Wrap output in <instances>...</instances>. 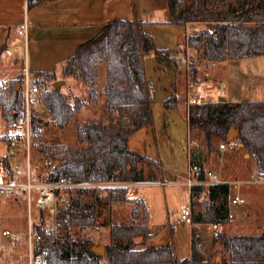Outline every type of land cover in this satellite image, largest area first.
<instances>
[{"label":"trees","instance_id":"1","mask_svg":"<svg viewBox=\"0 0 264 264\" xmlns=\"http://www.w3.org/2000/svg\"><path fill=\"white\" fill-rule=\"evenodd\" d=\"M26 1L30 10L49 0ZM167 3L172 15L170 23L181 26L200 22L207 24L202 33L188 37L187 46L197 50L209 62L264 55V0H167ZM145 25L136 15L131 20L115 18L108 21L65 60L63 74L81 79L90 89L89 97L94 104L104 95L108 116L106 122L92 120L75 125L79 147L56 143L42 150L45 159L54 162L49 181L61 178L83 184L163 181L160 180L159 162L133 152L129 138L142 128L153 130L155 126V89L147 77L145 56L153 51L159 67L172 68L177 76L182 52L181 47L158 48ZM5 48L6 44L2 46L0 55ZM101 64L106 68L104 92H100L98 86ZM192 72L196 79L198 70L195 66ZM53 77L52 73L38 72L35 84L42 86L34 85L41 90L40 102L47 109L50 123L64 129L80 112L83 102L78 98L73 105L62 89L48 88L46 79ZM23 82L11 80L0 93L2 116L8 121L25 111ZM173 92L163 102L168 110L177 105V82ZM39 123V117L33 114L32 132H37ZM187 123L191 136L193 133L198 135V139H194L198 146L191 150L189 166L198 167L196 177L199 181L206 179L205 167L216 151V143H229L227 138L233 127L239 130L234 140L243 144L250 153L259 173L264 172V101L246 100L235 104L200 101L190 106ZM3 162L9 165L8 157ZM126 193V187L111 189L109 201L113 204L127 200ZM194 198H204V209H195L197 202ZM229 198L230 185L227 183L193 186L192 259H178L173 242L139 248L150 237V228L148 206L142 198H137L132 221H112L110 224L111 244L106 246L105 257L111 264H215L211 260L204 261L199 254L202 237L198 225L227 224L231 219ZM43 216L41 209L39 218ZM57 217L60 229H67L69 224L86 228L96 224L98 210L95 204L83 206L71 200L68 207L60 208ZM36 229L42 240L36 246L35 257H44L45 264H102L103 257L94 252L90 240L73 239L71 236L60 239L56 237L55 230ZM214 243H219L228 254L218 264H264V228L255 235L220 232L214 237Z\"/></svg>","mask_w":264,"mask_h":264},{"label":"rangeland","instance_id":"2","mask_svg":"<svg viewBox=\"0 0 264 264\" xmlns=\"http://www.w3.org/2000/svg\"><path fill=\"white\" fill-rule=\"evenodd\" d=\"M119 0H117L118 2ZM127 0L124 1V6L127 5ZM134 14L145 21H159L154 27L149 30L154 36L158 48L175 49L181 47V65L179 73L176 76L175 70L167 67H159L155 53L149 52L145 56V67L147 77L153 83L155 89V99L153 103V112L155 118L154 129L143 128L131 138V149L133 152L142 154L152 160L158 161L161 171L159 182H146L136 186L137 192L135 197L128 198L124 201L111 203L109 201L110 191L114 188L124 187L122 185H112L106 183H91L90 186L80 187L73 190V202L87 204H95L98 210V218L95 225L86 228L76 227L69 224L67 229L58 228V217L52 218L48 213L44 212V216L39 218L36 215L32 222L36 228L42 227L55 230L57 238H66L71 236L73 239L90 240L94 246H107L111 244L110 239V224L112 221L130 222L132 221V210L135 206L137 198H143L147 203L149 218L148 224L150 228V237L145 245L139 248L154 246L159 247L174 243L176 256L178 259L193 257V247L191 241L192 224L181 221L182 214L190 207V191L183 182L189 177V160H188V92L194 89L188 88L190 83H196L197 94L199 99L213 100L219 99L222 91L227 90V97L230 103H237L242 100H261L264 101V55L244 58L239 60H230L227 66H223L218 62H209L197 50L187 46L189 36H196L202 33L208 26L205 23H193L185 28L181 25L172 24L165 20L171 18V12L168 7L167 0H131ZM33 9V8H32ZM30 9V10H32ZM19 16V20L12 24L11 35L7 42V33L9 29H4L1 22L6 21L4 18H12L10 14ZM26 16L24 0H0V50L5 43L11 44V48L6 52V58L20 55L22 61L26 65L16 75L2 79L0 86L3 91L4 87L11 80L24 81L28 75L30 86L35 84L36 74L41 71H51L54 74L53 78L46 79L48 88L53 87L54 82L63 80L62 68L64 60L61 56L54 54L49 48L51 45L57 46L58 38L61 34L55 33L56 29L50 28L45 30L46 35H42V30L36 29L31 32V35L23 37L17 33V24L22 22ZM38 17L36 13H31L30 18ZM59 35V36H58ZM24 42L18 45L17 48H12V40L17 39ZM27 39V42H26ZM56 41L51 44L49 41ZM213 64V65H211ZM195 66L198 70L197 78L195 79L192 72V67ZM41 70V71H40ZM26 71V72H25ZM0 70V78L3 75ZM215 74V76H214ZM64 76V75H63ZM207 76H214L212 80ZM44 79V78H43ZM106 80V68L101 64L98 74V85L104 90ZM25 82V81H24ZM24 82L22 88L24 89ZM177 82V105L172 109H166L163 102L170 97L174 92V85ZM225 84V86H223ZM41 88V84H35ZM62 91L69 95V101L74 105L76 99L83 102L80 112L76 113L72 123L64 129H59L50 123V117L46 107L40 102V91L37 97L31 101L32 116L36 114L39 117L40 125L37 132H32L31 139V155L32 167L37 168V173L45 172L44 162L45 155L42 150L45 147L63 143L71 147H79L77 142L76 124H81L84 121H105L108 113L106 106L101 103V98L94 104L91 102L89 94L90 89L87 88H72L65 83L62 86ZM207 98V99H206ZM26 107V106H25ZM9 121L2 116L0 108V163H4V158L9 159L10 167L15 173H19L21 177L25 176L27 171L26 153L20 151L15 155H11L6 143V135L9 130ZM196 133L192 134V140L198 139ZM241 144V143H240ZM220 142L216 143V151L210 156L213 157L210 161V166L220 175L221 180L227 178L234 182L253 180L255 177H260L264 180V172L259 173L256 162L252 159L243 147H236L244 154L246 159L250 160L244 163L240 159L230 161L224 160V153H231L233 150L223 152L220 147ZM196 148V147H194ZM135 149V150H134ZM137 150L139 152H137ZM241 154V153H240ZM223 157V158H222ZM242 159V158H241ZM255 164V165H254ZM157 167V165H154ZM246 172H243L245 171ZM212 171V169H211ZM245 173V174H242ZM2 177L0 176V182ZM232 185L229 202L232 195L239 194L245 199V203L232 205L234 211L239 213L231 221L238 226L252 225L254 222L250 217L254 216L253 211L245 216V208L253 205L256 213L262 217L264 215V182L244 184L243 188L235 189ZM250 186L251 190L245 188ZM88 188V189H85ZM125 188V187H124ZM261 192V193H258ZM140 197H139V196ZM204 196V195H203ZM98 197L100 200L96 199ZM197 201L195 209L197 211L204 209V203ZM25 196L22 193L10 198H5L0 194V264H29L27 228L30 220L24 205ZM248 201V202H247ZM200 202V203H198ZM243 210V211H242ZM40 211V210H39ZM38 211V212H39ZM250 220V221H249ZM230 222V223H231ZM229 223V224H230ZM231 223V224H232ZM236 223V224H235ZM248 223V224H247ZM200 235L202 236V246L199 249V254L202 259L211 260L218 264L222 259L227 258L228 254L224 249L214 248V232L211 224L201 225ZM4 230H10L16 234V239H6L3 236ZM227 231V230H224ZM231 231L226 232L230 234ZM248 232H256V230H241L231 234H244ZM102 264H111L105 256H102ZM207 264V263H194Z\"/></svg>","mask_w":264,"mask_h":264},{"label":"crops","instance_id":"3","mask_svg":"<svg viewBox=\"0 0 264 264\" xmlns=\"http://www.w3.org/2000/svg\"><path fill=\"white\" fill-rule=\"evenodd\" d=\"M124 1H126V0H119L118 2H117V0H49V1H46V2H43V3L39 4V5H37L32 10H28L27 1L24 0V7H25V11H26V16L27 17H25L22 22H19L17 24V27H18L17 33L20 36L19 29H20V26L25 21L28 23V26H29V30H28V35L29 36L31 35V32L33 30H36V29L42 30V32H40L42 35H46L47 34V32L45 31L47 29H50V28L56 29L57 32H55V33L61 34V38H58L57 42L49 40L51 42V44H53L55 42L57 43V46L55 48L53 47V45H51L52 48H49V49L52 52L55 51L53 53L61 56V59H63L65 61L67 58H69L75 52L76 48L80 44L86 42L94 34H96L98 28L101 25H103L106 22L111 21V20H113L115 18H122V19H126V20H131V19H133L135 17L134 11L132 9L131 0H127L128 4L125 5V6L123 5ZM31 13L32 14L33 13L37 14L38 17H35L36 20H37L36 22H35V19H33L32 17L30 18V14ZM8 14H10V13H8ZM10 16L12 17L11 19L9 17H6V18H4L6 21L1 22V24L4 27V29H6V28L9 29L8 33H7V39H6L7 42L9 41V38H10V35H11L12 24L14 22H17V20H19V18H20L19 16L12 15V14H10ZM170 20H171V18L167 19L165 21L166 22H170ZM143 21L146 23L145 28L150 33H151V31L149 30V28L150 27H154V25L158 24V22H159V21L157 22L155 20H151V21L143 20ZM190 24H193V23H190ZM190 24H187L184 27L187 28V26H189ZM23 37H25V36L21 35V39ZM26 42H27V39H26ZM23 43H24L23 41L20 42V38H19V40L13 39L12 40V48H17L18 45L20 46ZM5 44H6V48L2 52V54L0 55V70H2L3 73H4L2 75V77L0 78V81L2 79L4 80L6 78H9L12 75L18 74L23 69V67H25L24 70L27 69L26 65L22 61L20 55L12 56L10 58H7V60H5V62H2V60L5 59L6 55L8 54L6 52L9 50V48H11V44H9V43H5ZM228 62L229 61L218 62V63L223 65V66H227ZM47 70L46 71L45 70L44 71L40 70V71L41 72H51V71H47ZM63 75L64 74H63V68H62L63 80L65 81V83L68 84V86H72V88H73V86H74L75 89L76 88L82 89V88H87L88 87L79 78H75V77H73L71 75L70 76H66V75L63 76ZM214 76H215V74H214ZM214 76H207V78L212 80ZM105 86H106V80H105ZM223 86H225V84H223ZM99 90H100V92H104L105 88L103 90L101 87H99ZM226 93H227V90L222 91L221 94L219 95V98L220 97H224L227 100L226 102H230V100L227 97ZM100 98H101L100 99L101 103L105 105V97H104V95H101ZM204 100H205L204 98L201 99V101H204ZM209 100L215 101V100L212 99V97H210ZM218 100L219 99H217L216 101H218ZM242 101H246V100H242ZM251 101H258V100H251ZM259 101H261V100H259ZM140 130H138V131H140ZM136 133H134L133 135H135ZM188 133H189V127H188ZM132 136L129 138V147L131 149H133L132 145L130 143ZM239 147H241L240 143H239ZM187 150H188V143H187ZM229 150H233V149H229ZM229 150H227V151H229ZM240 151H243V150H241V149H239L238 151L233 150L229 154L224 153L223 157H226V158H224V160L229 158L230 161H234L235 159H240L241 161L244 160L243 161L244 163L245 162L246 163L250 162V160L245 158V156L247 154H244V153H242ZM137 152H139V151L137 150ZM223 152H226V151H223ZM187 154H188V160H189V152ZM212 158L213 157L209 158V161L206 164L205 168H206L207 171L212 169V171H214L217 174L216 170L213 169L210 166V163H211L210 161L212 160ZM9 165H10V163H9ZM36 170H37V168H36ZM243 172H246V170L243 171ZM242 174H245V173H242ZM218 176L220 178L221 183H227V184L230 185V194H232L231 193V188H232V185H233L234 182L230 181L228 178L226 180H223V179L221 180V178L224 177V176H222V177L220 175H218ZM254 178H256V175H255ZM249 181H250V179H248L247 181H241L242 182L241 185H243V182H246L244 184L248 185L247 182H249ZM105 183L106 184H112V185L125 184V183H114V182H105ZM241 185L240 186H236L234 184L233 187L235 189H240V188H243V186H241ZM134 189L137 192L138 189H136V187ZM245 189L246 190H251L250 186H247ZM258 193H261V192L258 191ZM236 195H239V194L232 195V198L234 196H236ZM190 198H191V195H190ZM194 200L196 202L197 201H201V198L200 199L199 198H194ZM231 200L229 202L231 219H230V221L227 224H221L220 225V232H229V231H231L230 232V234H231L234 231L235 232H237V231L240 232L241 230L246 229L248 231L249 230H251V231L256 230V232L244 233V234H247V235H255V234L261 233L263 231V228H264V215L262 217H260L256 213V209L253 207V205H249L250 203H248L247 208H245L244 214H245V216H247V217L249 216L250 217L251 214L249 215L248 214L249 212H246V211H253L254 216H252L250 218L253 219L252 221L254 222V224L245 225V226H238L235 223L236 224L235 226H230V225H234V223L231 222L234 219V217L235 216L236 217L239 216V213H237V211H234L233 208L231 207L233 205L231 203ZM190 201H191V199H190ZM195 207H196V205H195ZM206 224H211V223L199 224L198 228H199V226L206 225ZM192 228H193V225H192ZM224 230H227V231H224ZM199 233H200V228H199ZM191 241H192V247H193L192 230H191ZM216 247H218V249H223L222 246L219 243H216L214 248H216ZM190 264H194V263H190Z\"/></svg>","mask_w":264,"mask_h":264},{"label":"built area","instance_id":"4","mask_svg":"<svg viewBox=\"0 0 264 264\" xmlns=\"http://www.w3.org/2000/svg\"><path fill=\"white\" fill-rule=\"evenodd\" d=\"M29 26L25 21L19 29V34L28 36ZM213 65V64H211ZM24 91H25V111L17 117H13L9 121V130L6 135V143L8 145V150L11 155H15L20 151L26 153L25 158L27 161V171L25 176L21 177L19 173H15L10 165L0 163V176L2 181L0 182V194L5 198H10L19 193H22L25 196L24 205L29 216V226L27 228V242H28V255H29V264H45L44 257H35L36 246L42 240V235L34 226L32 219L39 215V210H43L48 213V216L55 218L60 212V208L68 207L72 198L73 190L80 187H87L90 184L70 182L65 178H61L58 181H49L48 175L54 170V162L51 160H45L44 168L45 172L37 173L35 166L32 167V153H31V139H32V108L31 101L34 100L40 88L38 86H30L28 75L24 80ZM188 88L194 89L192 92H188L189 104L188 112L191 105L199 103L197 94V85L196 83H190ZM2 87L0 86V91ZM188 115V114H187ZM198 146V142L192 140V136L189 130L188 133V152L189 156L191 150L194 147ZM239 146V142L233 140L229 143H221L219 145L222 151H227L229 149H235ZM199 171L198 167H189V177L183 185H186L189 188L190 195L193 186L203 185L210 186L212 184L221 183L219 176L214 171H207L206 179L204 181H199L196 177L197 172ZM264 180L260 177H256L253 180L247 182L248 184L260 183ZM246 183V182H243ZM242 182L235 183L236 186H240ZM127 188V197L133 198L136 195L135 187L139 184L136 183H125L122 184ZM231 203L233 205H238L245 203L244 198L240 195H236L232 198ZM205 205V204H204ZM206 206V205H205ZM193 210L194 206L191 204L182 214L181 221L193 225ZM39 211V212H38ZM214 236L217 237L220 233V224L211 223ZM3 236L6 239H16V234L10 230H4Z\"/></svg>","mask_w":264,"mask_h":264},{"label":"water","instance_id":"5","mask_svg":"<svg viewBox=\"0 0 264 264\" xmlns=\"http://www.w3.org/2000/svg\"><path fill=\"white\" fill-rule=\"evenodd\" d=\"M64 84H65L64 80H58V81L54 82L53 87H55L56 89H61ZM218 101L219 102H226L227 100L224 97H220ZM14 117H17V114ZM238 135H239V130L236 127H233L229 132L227 141L228 142L233 141L236 137H238ZM240 145L243 147V144H240ZM92 249L94 250V252H96L100 256H105V254H106V247L103 245L93 246Z\"/></svg>","mask_w":264,"mask_h":264}]
</instances>
